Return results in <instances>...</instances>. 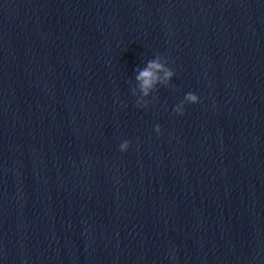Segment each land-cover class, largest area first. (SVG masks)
Returning a JSON list of instances; mask_svg holds the SVG:
<instances>
[{"label":"clouds","instance_id":"obj_1","mask_svg":"<svg viewBox=\"0 0 264 264\" xmlns=\"http://www.w3.org/2000/svg\"><path fill=\"white\" fill-rule=\"evenodd\" d=\"M174 71L168 66V59L160 54L155 55L153 59L147 61L142 69H137L135 76L136 86L132 88V93L137 97V107H147V98L151 96L158 86L168 87L174 76ZM155 99V97H153ZM199 103V97L195 93L189 92L185 94L184 99L174 106L173 111L177 115L184 114L186 104ZM155 132L160 134L162 129L160 125L155 126ZM130 141L125 140L119 145L121 152H126L129 149Z\"/></svg>","mask_w":264,"mask_h":264}]
</instances>
